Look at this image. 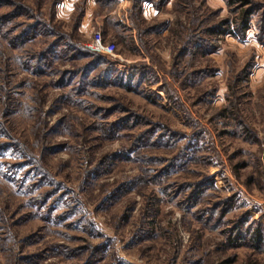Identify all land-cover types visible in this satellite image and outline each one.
<instances>
[{"label": "rangeland", "instance_id": "rangeland-1", "mask_svg": "<svg viewBox=\"0 0 264 264\" xmlns=\"http://www.w3.org/2000/svg\"><path fill=\"white\" fill-rule=\"evenodd\" d=\"M11 1L0 264H264V0Z\"/></svg>", "mask_w": 264, "mask_h": 264}, {"label": "trees", "instance_id": "trees-1", "mask_svg": "<svg viewBox=\"0 0 264 264\" xmlns=\"http://www.w3.org/2000/svg\"><path fill=\"white\" fill-rule=\"evenodd\" d=\"M237 1H242L246 3L245 0H237ZM0 5H5L6 7L11 6L13 8L11 12L0 16V35H1L0 37L2 36L6 37L8 41L11 43V45L24 43L30 35L32 36L34 35L33 38L39 36L41 38H51L52 39V41L50 40L46 48L42 50L28 51V53L30 54V57L34 61V64L37 65V64H40L41 62L43 63L46 60H48L47 59L48 57H51V58L62 57L63 55L68 53L70 50L75 53L78 52L76 50L77 48H75L73 44H69V42H65V44H62L61 42L62 40L65 39V36L61 34V32L56 31V29H54L55 27L45 22L39 15L32 14L31 17L28 16L30 21H32L31 23L15 24V26L13 27L18 28L17 33L15 34V36L8 37L7 35H9L10 32L15 31L14 28L12 29L7 28L9 25L7 23L10 21V18H13L14 16L23 15V14L28 15L30 13V9L24 7V5L18 4L16 2H12L11 0H0ZM251 14L252 13L250 10H244L242 13H240L239 21H237L235 25V31L244 34V32L248 29V19L251 16ZM59 46H60L59 48L60 52L58 51ZM81 53L82 52L80 50L77 54L82 55ZM101 55L96 56L95 61L97 63L99 62V64L104 62V64L107 65L106 64L107 61L101 58L102 57ZM126 68H130V67H126ZM127 72L128 71H126V73ZM101 73L102 72H100L98 75H100Z\"/></svg>", "mask_w": 264, "mask_h": 264}]
</instances>
